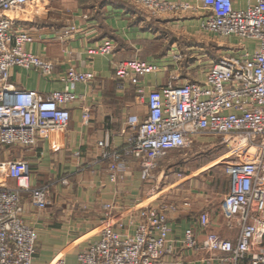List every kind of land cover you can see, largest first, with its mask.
Listing matches in <instances>:
<instances>
[{"label": "built area", "instance_id": "built-area-1", "mask_svg": "<svg viewBox=\"0 0 264 264\" xmlns=\"http://www.w3.org/2000/svg\"><path fill=\"white\" fill-rule=\"evenodd\" d=\"M35 1L0 0V264L33 263L37 236L23 216L22 195L28 193L41 210L50 204L49 184L31 186L23 153L52 134L67 132L69 106L77 98L70 85L95 77L92 71L69 67L60 76L64 88L47 96L10 82L16 66L36 68L44 76L53 71L52 62L26 50L34 38L15 21L16 12ZM132 1L152 17L195 13L202 31L239 42L207 67L202 78L169 80L147 91L142 79L161 72V65L137 58L112 64L116 88L134 86L147 114L140 122L128 120L121 146H113L108 136L98 141L102 158L108 160V178L119 182L126 160L132 158L139 161L141 178L149 180L155 164L171 151L190 147L200 136L211 138L232 157L225 163L229 189L221 206L225 216L235 220L237 235L232 240L209 231L204 211L176 242L168 237L167 213L178 206L160 202L139 207L125 224L106 223L97 238L77 253L75 264H159L177 243L195 248L196 228L205 232L201 245L208 259L219 264H264V0ZM77 31L72 25L62 35ZM90 52L111 55L113 43L105 39ZM88 117L85 110L83 118ZM182 205L189 202L183 200ZM102 208L103 217L112 218L115 205L105 203ZM49 264L65 260L57 257Z\"/></svg>", "mask_w": 264, "mask_h": 264}, {"label": "crops", "instance_id": "crops-1", "mask_svg": "<svg viewBox=\"0 0 264 264\" xmlns=\"http://www.w3.org/2000/svg\"><path fill=\"white\" fill-rule=\"evenodd\" d=\"M177 1L199 4L196 0ZM14 17L16 24L34 38L26 50L54 66L49 76L36 68L14 67L10 75L14 87L37 90L47 96L64 88L60 76L69 67L95 75L91 82L69 87L77 98L69 106L67 132L52 134L23 153L30 167L31 186H50V204L43 210L32 204L28 193L22 195L23 216L37 236L32 264H49L57 257H63L65 264H75L77 253L97 238L106 223L114 227L117 221L125 224L139 207L160 202L178 206L167 213L170 239L181 240L185 230L195 226L198 216L206 211L208 230L234 240L238 230L235 220H229L221 206L229 189L226 174L220 186L215 187V174L211 170L205 172L206 163L161 187L164 171L154 170L157 164L152 170L153 178L143 180L139 161L130 158L126 160L123 178L111 182L108 160L102 158L98 145L108 136L113 146H121L128 120L140 122L147 114V106L138 99L134 86L123 91L116 88L112 64L137 58L161 65V72L142 79L146 91L169 80H192L186 75L194 61L188 57L194 55L195 47L189 39L198 27L196 14L152 17L132 0H37ZM72 25L78 31L63 36V30ZM105 39L113 43L111 55L90 52ZM176 54L182 58L180 61L174 58ZM85 110L89 113L87 119L83 118ZM183 200L189 206L184 207ZM110 202L115 208L107 220L102 207ZM196 232L195 248L177 243L159 264H219L216 259H208L209 254L201 245L205 232L199 228Z\"/></svg>", "mask_w": 264, "mask_h": 264}, {"label": "rangeland", "instance_id": "rangeland-1", "mask_svg": "<svg viewBox=\"0 0 264 264\" xmlns=\"http://www.w3.org/2000/svg\"><path fill=\"white\" fill-rule=\"evenodd\" d=\"M195 30L196 32H193V36L189 39L195 47L194 55L191 54L188 57L194 59L193 65L191 69L188 70L189 73L187 75L184 71V74L188 76L189 79L202 78L207 67L215 62L221 54H224L225 50L233 49V47L237 46L239 42L236 38L220 37L202 31L199 27ZM214 141L215 140L207 138L206 136H200L190 147L171 151L166 157L159 160L156 163L157 166L154 170L157 169L158 171H164V177L160 182V186L162 185L161 187H166L168 183H172L182 175L194 172L199 167L208 163V166L205 167V172L211 170V173L213 172L215 174V177H213L212 180L216 181L215 187H219L220 183L225 180V163L226 161H230L232 157L228 154V149L226 147L216 145V142ZM17 155L18 154L16 153V156ZM204 176L207 177L206 175ZM213 183L214 182L211 181L210 184ZM210 184H207L206 187L210 188Z\"/></svg>", "mask_w": 264, "mask_h": 264}]
</instances>
